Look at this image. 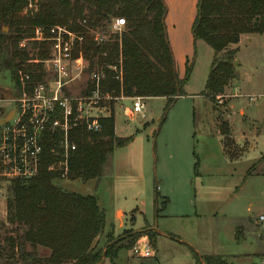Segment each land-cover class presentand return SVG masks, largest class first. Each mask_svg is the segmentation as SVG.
Masks as SVG:
<instances>
[{"label":"rangeland","instance_id":"rangeland-1","mask_svg":"<svg viewBox=\"0 0 264 264\" xmlns=\"http://www.w3.org/2000/svg\"><path fill=\"white\" fill-rule=\"evenodd\" d=\"M36 2L27 0L22 14L35 10ZM164 2L166 33L179 78L191 68L186 95L166 110L165 98H143L144 118L130 114V98L119 97L113 103L115 133L130 141L115 148L109 174L99 182L62 178L55 184L96 198L105 214L97 250L104 248L109 234L118 240L154 230L155 238L144 235L135 242H147L151 256L135 255L132 248L121 250L116 264H195L192 250L198 255L223 256L228 264H264V228L258 222L264 213V96H260L264 93V34L240 37L237 76L222 98L210 101L203 91L213 52L202 40L194 42L191 33L198 0ZM111 24L102 21L105 28L89 35L108 40ZM1 31L8 33L9 28L3 26ZM36 42L25 38L20 43L30 47ZM81 47L73 54L88 66ZM31 59L35 57L29 55L28 64L39 67ZM81 79L72 93L82 90L88 73ZM0 88L13 89L7 72L0 74ZM11 94L20 96L13 90ZM232 105L235 111L230 124ZM3 106L6 112L16 109L12 104ZM223 122L236 140L237 157L224 149L218 133ZM195 161L198 175L193 171ZM8 183L0 180L1 239L10 228L6 223ZM101 264L112 263L104 259Z\"/></svg>","mask_w":264,"mask_h":264},{"label":"trees","instance_id":"trees-1","mask_svg":"<svg viewBox=\"0 0 264 264\" xmlns=\"http://www.w3.org/2000/svg\"><path fill=\"white\" fill-rule=\"evenodd\" d=\"M26 4L27 0H0V74H9L12 90L20 95L21 77L26 89L42 80L40 67L27 61L29 55L45 58L48 54V42L31 43L30 47H20V42L32 38L36 28L65 26L83 34L86 72L102 71L99 92L111 99L100 105L108 106L110 113L99 119V131H86L82 120L71 129L69 138L75 148L65 158L66 174L58 168L64 160L58 145L60 135L47 133L37 175L28 181H9L6 223L10 228L0 238V264H99L103 256L116 264L121 250L131 249L141 236L155 238L154 230L118 240L109 234L104 248L97 250V244L91 246L104 230L105 214L96 198L62 190L55 181L99 182L109 174L115 148L130 141L115 134L114 99L121 95L161 97L166 99V110L186 95L184 86L191 68L179 78L166 33L164 0H37L35 10L22 14ZM116 18H123L125 25L108 40L97 43L89 35L90 30L105 28L102 21L110 25ZM3 26L9 28L8 33L1 31ZM191 33L194 42L202 40L213 52L203 95L210 101L222 98L237 76L234 62L241 35L264 34V0H198ZM91 84L87 81L86 90ZM221 125L224 149L236 157L228 125ZM51 164L57 166L55 171L48 169ZM193 171L198 175L197 161ZM155 211L158 217L159 209ZM192 255L195 264H228L220 255H198L193 250Z\"/></svg>","mask_w":264,"mask_h":264},{"label":"built area","instance_id":"built-area-1","mask_svg":"<svg viewBox=\"0 0 264 264\" xmlns=\"http://www.w3.org/2000/svg\"><path fill=\"white\" fill-rule=\"evenodd\" d=\"M35 7L34 3L33 8ZM124 25L123 18H116L110 26V32H120ZM94 33V30L89 31V34ZM31 39L48 42V54L45 58L30 60L39 64L43 73L42 80L26 89L23 78H20L22 82L20 96L11 99L16 109L10 120L0 124V180L4 181L13 179L28 181L37 175L41 163L42 141L44 134L47 133L60 135L58 145L64 153V160L60 162L58 168L66 174L65 158L68 152L75 148L69 138L71 129L82 120L85 122L86 131H99L101 129L99 119L110 113L108 106L100 105L111 99L108 95L101 96L99 92L102 71L93 70L88 73L82 90L77 93L71 92L82 80L87 69L86 65L80 63L82 58L73 54L84 41L82 33L56 25L47 30L36 28ZM94 40L97 43L102 42L97 35ZM23 46L24 43H20V47ZM89 80L92 88L86 90ZM260 96H264V93ZM120 98L124 97L121 95ZM130 100L132 106L130 114L144 118L141 97H130ZM95 111H103L104 114H94ZM48 169L55 171L57 166L51 164ZM258 222L264 228V213L258 216ZM132 252L141 257L152 255L145 241L140 245L135 244Z\"/></svg>","mask_w":264,"mask_h":264},{"label":"flooded vegetation","instance_id":"flooded-vegetation-1","mask_svg":"<svg viewBox=\"0 0 264 264\" xmlns=\"http://www.w3.org/2000/svg\"><path fill=\"white\" fill-rule=\"evenodd\" d=\"M11 93L12 90H3L0 88V108L4 110L3 115L0 116V120L6 118L7 115L9 114V112H6L5 106L3 105L6 103V104H12L13 106V103H11V99L14 98V95Z\"/></svg>","mask_w":264,"mask_h":264},{"label":"water","instance_id":"water-1","mask_svg":"<svg viewBox=\"0 0 264 264\" xmlns=\"http://www.w3.org/2000/svg\"><path fill=\"white\" fill-rule=\"evenodd\" d=\"M235 64H236V63L234 62V65H235ZM3 113H4V110H3L2 108H0V116L3 115ZM12 115H13V111H10L6 118L0 120V124L6 123L8 120H10V118L12 117ZM99 236H100V235H99ZM99 236H98V238L93 242V244H92L91 247H94V246L97 244V242H98V240H99ZM103 260H104V256L102 257V260H101V262H100L99 264H101V263L103 262Z\"/></svg>","mask_w":264,"mask_h":264},{"label":"crops","instance_id":"crops-1","mask_svg":"<svg viewBox=\"0 0 264 264\" xmlns=\"http://www.w3.org/2000/svg\"><path fill=\"white\" fill-rule=\"evenodd\" d=\"M242 36V35H241ZM231 111L229 112V114H228V117H229V121H230V124H231V122H232V115H234V112H232V111H235V108H234V106L232 105L231 106ZM238 112V114H240L241 112H242V110H239V111H237ZM227 125H228V123H226ZM232 126V125H231ZM218 133H219V129H218ZM116 134V133H115ZM231 136V138H232V140H233V137H232V135H230ZM234 143L236 144V140L234 141ZM237 157V156H236ZM159 215V214H158Z\"/></svg>","mask_w":264,"mask_h":264}]
</instances>
